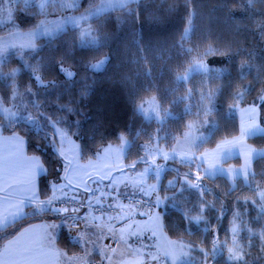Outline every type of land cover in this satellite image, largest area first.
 Wrapping results in <instances>:
<instances>
[{"label":"trees","instance_id":"16d2710c","mask_svg":"<svg viewBox=\"0 0 264 264\" xmlns=\"http://www.w3.org/2000/svg\"><path fill=\"white\" fill-rule=\"evenodd\" d=\"M32 7L28 10H39L37 3ZM26 15L27 20L16 23L19 28L35 25L39 14ZM90 23L89 41L77 27H68L54 37L42 38L37 49L19 56L11 53L0 64V100L14 111L9 115L0 112V127L23 135L27 150L43 160L42 196L49 194L58 179L60 155L54 147L51 120L78 140L83 158L97 155L105 144L127 135L131 144L125 157L131 160L142 153L141 143L155 135L171 146L188 120L204 117V102L213 94L208 116L214 125H209L210 135L202 146H214L221 138L238 133L239 121L230 107L251 99L264 84V0H132ZM12 27H0V33ZM203 55L222 56L223 67L195 73L186 81L177 78L193 59ZM14 67L17 71L11 74ZM237 90L242 91L240 100L235 98ZM151 94L160 101L161 120L147 119L136 108L139 100ZM259 138L264 135L250 139L263 145ZM176 173L175 166H165L162 180ZM252 174L258 181L264 180V156L256 157ZM196 178L207 203L205 208L197 207L194 199L187 203L200 219L164 205L166 232L203 247L206 251L201 257L205 255L208 264H264L262 205L247 204V221L241 218L239 224L244 258L229 261L226 248H218L231 235L233 219H228L226 207L216 199L228 191L240 194L242 186L236 184L229 190L231 181L219 175ZM50 212L1 229L0 244L33 219L57 216ZM247 223L253 225L254 236L246 233ZM58 243L69 252L82 249L65 229Z\"/></svg>","mask_w":264,"mask_h":264},{"label":"rangeland","instance_id":"374dc122","mask_svg":"<svg viewBox=\"0 0 264 264\" xmlns=\"http://www.w3.org/2000/svg\"><path fill=\"white\" fill-rule=\"evenodd\" d=\"M82 1L0 0V27L13 26L11 30L0 33V64L11 53L19 56L24 51L37 49L42 43V38L54 37L68 27H77L83 38L89 41L92 36L90 23L92 18L132 0H98L93 6L90 4L97 0H85L86 2L82 5L85 7H81ZM35 3L39 10L36 12L28 10L33 8ZM44 7L49 9L44 10ZM67 8L71 10L67 12ZM26 13L39 14L36 16L37 22L27 29L19 28L16 23H19L21 19L27 20ZM51 13L54 15H49ZM223 62L222 56L196 57L185 71L178 74L177 78L186 81L195 73H208L223 67ZM16 71L17 67H14L11 74ZM260 89L251 99L242 102V105L235 104L230 107V112L236 115L239 121L237 134L221 138L214 146H202L210 135L209 125H214V121L208 116L213 109V101L210 99L214 95L211 94L204 102L203 113L201 112V116L204 117L188 120L182 135L178 136L171 146L162 142L159 135H155L153 139L141 143L142 153L131 160L125 157L131 144L129 136L121 134L118 141L105 144L98 155L83 158L78 140L67 129L51 120L50 123L56 133L54 147L60 155L56 186L60 185L75 194L87 192L88 197L92 191L102 196L103 188L107 186L112 191L113 189L123 192L142 190L146 195L153 197L155 209L150 213L144 210L130 212V215H134L133 220L119 223V231L115 237L119 247L124 249L126 247L127 252L132 253L131 264H208L207 257L205 255L201 257L206 251L203 247L194 246L186 239L172 238L166 232L163 206L180 210L185 216L199 220L200 216L187 203L194 199L197 201V207L204 208L207 203L203 199V188L196 182L198 181L196 177L224 176L231 181L229 186L238 184L239 187L241 184L242 188L239 189L243 190L240 194L228 191L221 194L220 199H216L226 207L228 219H233L231 235L219 242L218 249L226 248V259L229 261L243 259L240 219L242 218L243 222L247 221L248 203L257 204L258 202L257 205H262L264 208V180L258 181L252 174L254 160L256 157L264 156V143L257 145L250 139L253 135H264V111L262 110L264 84ZM236 93L238 95L235 94V98L240 100L242 91L237 90ZM159 102L157 95L151 94L139 100L136 108L147 119L161 120L163 114ZM11 108L10 104L0 100V112L9 115L14 112ZM252 120H255V125L247 127ZM257 140L264 142V138ZM249 146L252 154L246 159L244 152ZM139 161L142 163L138 164ZM165 166H175L178 173L163 181ZM237 179L241 180L240 183ZM234 188L236 187L228 189ZM187 193L190 194V199ZM92 218L96 219L97 223L101 220L95 215ZM106 225L111 224L106 223ZM106 225H103L104 229L99 227L101 233L108 230ZM234 225L235 231H233ZM246 227V233L255 235L253 225L247 223ZM149 232L155 235H149ZM130 239L132 243L129 242ZM230 246L235 247L242 255L236 257L234 253H230L228 251ZM195 249L197 252H194ZM213 253L215 254V248ZM95 262L103 263L104 258L96 259ZM114 263L116 261L109 258L108 264ZM126 263L129 264L127 261Z\"/></svg>","mask_w":264,"mask_h":264},{"label":"crops","instance_id":"0c3cea01","mask_svg":"<svg viewBox=\"0 0 264 264\" xmlns=\"http://www.w3.org/2000/svg\"><path fill=\"white\" fill-rule=\"evenodd\" d=\"M45 171L46 166L41 157L27 150L23 135L18 132H4L0 127V230L26 217L42 215L44 211H35L38 207L51 211V201L63 194H75L60 185L56 186L55 180L51 184L49 194L42 196L39 190V177ZM75 195L82 199L88 197L87 192H77ZM17 209L20 210L23 218L16 219L14 222L12 213ZM130 212L133 213V210L126 206L125 210L114 219L98 218L91 210L79 212L75 217L81 218L84 225L76 232L69 229V222L73 215L57 214V216L33 219L0 244V262L108 264L111 258L116 261L114 264H127L126 261L131 264L132 253H128L126 247L125 249L119 247L115 238L119 231V223L133 220L134 215H130ZM93 215L101 220L97 223L96 219L92 218ZM103 225H106L108 230L101 233L99 227L103 228ZM63 229L81 245L80 251L69 252L58 243V237ZM148 234L155 235L153 232ZM110 239L114 243H111ZM129 242L132 243L131 239ZM102 258H104L103 263L95 262L96 259Z\"/></svg>","mask_w":264,"mask_h":264},{"label":"built area","instance_id":"2783aa9c","mask_svg":"<svg viewBox=\"0 0 264 264\" xmlns=\"http://www.w3.org/2000/svg\"><path fill=\"white\" fill-rule=\"evenodd\" d=\"M133 200V199H132ZM136 203H139L140 200L139 199H135ZM57 206L61 209H79L82 208L83 206H87V204H82L78 199L74 198V197H66V198H62L57 202ZM96 212L98 214H102L103 212H105V210H107L109 213H113L115 211L114 208L108 207L106 205H102L99 204L95 207ZM81 226V221L78 219H74L71 222V227L72 228H79Z\"/></svg>","mask_w":264,"mask_h":264},{"label":"snow or ice","instance_id":"6c2138e0","mask_svg":"<svg viewBox=\"0 0 264 264\" xmlns=\"http://www.w3.org/2000/svg\"><path fill=\"white\" fill-rule=\"evenodd\" d=\"M201 63H202V62H201ZM69 75H71V73H69ZM255 123H256L255 120H252V121H250V122L248 123L247 127H249V128H250V127H253V126L255 125ZM251 154H252V149H251V147L249 146L248 149H247V151L244 152V155H245L246 159H247V158H250V157H251ZM13 207H15V206H13ZM45 210H47V209H43V208H41V207H38V208L35 209L36 212H41V211H45ZM12 215H13V221H14V222H15L16 219L23 218V215L21 214V212H20L19 209H17V211H15L14 213H12ZM5 219H6V218H5ZM235 230H236V226L234 225V227H233V231H235ZM228 251H229L230 253H234L236 257H239V256L242 255V253L238 252V251L236 250V248H235V247H232V246L229 247ZM0 264H18V262H17V261H11V262H0Z\"/></svg>","mask_w":264,"mask_h":264}]
</instances>
